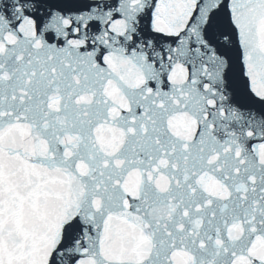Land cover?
I'll list each match as a JSON object with an SVG mask.
<instances>
[{"label": "snow or ice", "instance_id": "snow-or-ice-1", "mask_svg": "<svg viewBox=\"0 0 264 264\" xmlns=\"http://www.w3.org/2000/svg\"><path fill=\"white\" fill-rule=\"evenodd\" d=\"M0 264H264V0H0Z\"/></svg>", "mask_w": 264, "mask_h": 264}]
</instances>
